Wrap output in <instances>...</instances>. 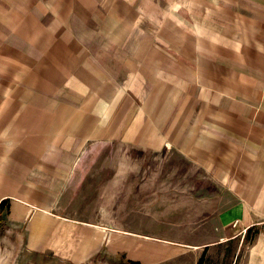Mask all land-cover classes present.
Wrapping results in <instances>:
<instances>
[{"label": "crops", "instance_id": "obj_1", "mask_svg": "<svg viewBox=\"0 0 264 264\" xmlns=\"http://www.w3.org/2000/svg\"><path fill=\"white\" fill-rule=\"evenodd\" d=\"M109 145L182 157L223 238L264 224V0H0V222L21 252L84 264L145 236L95 205Z\"/></svg>", "mask_w": 264, "mask_h": 264}, {"label": "rangeland", "instance_id": "obj_2", "mask_svg": "<svg viewBox=\"0 0 264 264\" xmlns=\"http://www.w3.org/2000/svg\"><path fill=\"white\" fill-rule=\"evenodd\" d=\"M87 161L95 205L110 199L113 215L103 220L114 222L119 219L114 214L125 212L128 224L141 227L146 237L121 235L123 243L129 240L130 253H113L103 240L98 255L84 264H264V224L223 238L216 211L201 201L211 197L183 195L195 184L196 171L178 154L109 145ZM18 238L0 222V264H73L66 254L21 252L24 239Z\"/></svg>", "mask_w": 264, "mask_h": 264}]
</instances>
